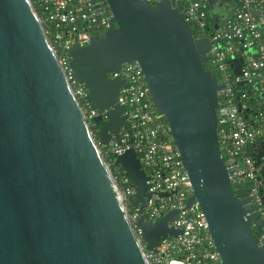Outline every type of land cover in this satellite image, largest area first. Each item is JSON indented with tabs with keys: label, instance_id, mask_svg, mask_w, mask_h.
<instances>
[{
	"label": "water",
	"instance_id": "95a60500",
	"mask_svg": "<svg viewBox=\"0 0 264 264\" xmlns=\"http://www.w3.org/2000/svg\"><path fill=\"white\" fill-rule=\"evenodd\" d=\"M104 2L113 18L102 37L68 51L69 68L88 90L93 119L107 143L126 111L118 104L128 84L111 79L136 63L157 113L162 114L204 213L219 264H264L251 227L261 218L234 190L219 150L218 75L206 70L209 43L193 31L170 0ZM235 61L234 74L241 73ZM242 83L238 84L240 87ZM227 133V129L224 130ZM261 142L259 144H262ZM261 167L264 156L254 154ZM134 186L137 226L149 251L182 231L169 228L172 210L147 223L149 178L133 150L115 161ZM161 197L167 193L159 194ZM0 264H147L119 192L92 140L83 112L29 0H0Z\"/></svg>",
	"mask_w": 264,
	"mask_h": 264
},
{
	"label": "built area",
	"instance_id": "2783aa9c",
	"mask_svg": "<svg viewBox=\"0 0 264 264\" xmlns=\"http://www.w3.org/2000/svg\"><path fill=\"white\" fill-rule=\"evenodd\" d=\"M49 43L56 53L69 88L79 104L92 140L116 185L123 207L141 245L147 264H219L220 255L210 237L204 213L195 203L186 207L193 191L182 159L172 139L168 123L156 112L144 75L136 63L125 65L111 79L121 78L128 86L119 92L118 104L128 128L111 134L107 143L98 137L93 119L107 110L93 109L86 100L88 90L77 82L69 68L68 51L87 46L93 37H102L110 28L113 15L104 2L92 0H29ZM151 4L162 0H147ZM193 31L197 40L209 43L206 70L218 75L221 89L216 109L219 150L230 181L241 198L247 197L257 213L264 210L258 184L261 167L252 148L264 142V0H170ZM241 73L234 74L235 61ZM242 83L240 87L238 84ZM244 112H248V119ZM227 129V133L224 130ZM133 150L141 169L149 178L150 197L143 209L145 221L154 223L166 213L177 210V218L168 227L182 231L176 237L159 241L149 251L137 226L138 209L133 208L135 188L125 177L116 158ZM113 171V175L111 173ZM120 173L123 175L120 176ZM167 193L161 197L159 194ZM261 218L252 219L251 227L259 246L264 245Z\"/></svg>",
	"mask_w": 264,
	"mask_h": 264
},
{
	"label": "crops",
	"instance_id": "0c3cea01",
	"mask_svg": "<svg viewBox=\"0 0 264 264\" xmlns=\"http://www.w3.org/2000/svg\"><path fill=\"white\" fill-rule=\"evenodd\" d=\"M252 155L254 154H259L260 156H264V143L262 144H256L253 148H252Z\"/></svg>",
	"mask_w": 264,
	"mask_h": 264
},
{
	"label": "trees",
	"instance_id": "16d2710c",
	"mask_svg": "<svg viewBox=\"0 0 264 264\" xmlns=\"http://www.w3.org/2000/svg\"><path fill=\"white\" fill-rule=\"evenodd\" d=\"M248 114H249L248 112H244V115H245L246 119H247L249 122H251V120L248 119ZM251 152H252V150H251ZM122 175H123V174L120 173V176H122ZM238 194H239V195H243V192L239 191Z\"/></svg>",
	"mask_w": 264,
	"mask_h": 264
},
{
	"label": "rangeland",
	"instance_id": "374dc122",
	"mask_svg": "<svg viewBox=\"0 0 264 264\" xmlns=\"http://www.w3.org/2000/svg\"><path fill=\"white\" fill-rule=\"evenodd\" d=\"M111 173L113 175V171H111ZM116 185L121 189L120 183H118L117 181H116Z\"/></svg>",
	"mask_w": 264,
	"mask_h": 264
},
{
	"label": "flooded vegetation",
	"instance_id": "af4514ba",
	"mask_svg": "<svg viewBox=\"0 0 264 264\" xmlns=\"http://www.w3.org/2000/svg\"><path fill=\"white\" fill-rule=\"evenodd\" d=\"M261 193H262V195H263V190L261 189Z\"/></svg>",
	"mask_w": 264,
	"mask_h": 264
}]
</instances>
